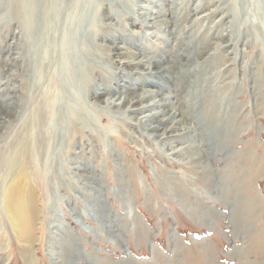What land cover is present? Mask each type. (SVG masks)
Segmentation results:
<instances>
[{
    "label": "rangeland",
    "instance_id": "1",
    "mask_svg": "<svg viewBox=\"0 0 264 264\" xmlns=\"http://www.w3.org/2000/svg\"><path fill=\"white\" fill-rule=\"evenodd\" d=\"M12 1L0 3V19L22 15L8 8ZM72 1L60 0L63 9L56 2L59 16L48 10L41 34L28 31L27 14L23 48L8 50L15 40L9 32L0 43V264H60L64 256L61 264H201L200 257L203 264H264V1L122 0L99 7L93 0L83 11L85 24L73 29L85 59L78 46L63 53V45H71L61 38ZM151 10L164 13L150 22ZM130 15L139 21L126 19ZM115 45L126 49L124 56L109 52ZM146 60L149 70L161 72L162 78L151 77L159 83L142 84L146 70L136 62ZM91 64L109 74L97 99L82 81L102 73ZM145 89L154 97L142 104L169 103L149 125L164 119L170 128L175 116L179 131L168 135L177 142L136 122L149 112L131 113L127 99ZM15 99V106L6 104ZM197 121H221L229 143L225 152L189 163L191 155L174 152L194 144L182 134L192 137ZM23 160L28 178L22 187L37 216L30 245L15 235L5 208ZM229 169L239 175L240 205L254 211L247 231L237 221L240 206L221 200Z\"/></svg>",
    "mask_w": 264,
    "mask_h": 264
},
{
    "label": "bare ground",
    "instance_id": "2",
    "mask_svg": "<svg viewBox=\"0 0 264 264\" xmlns=\"http://www.w3.org/2000/svg\"><path fill=\"white\" fill-rule=\"evenodd\" d=\"M59 1L60 0H13L11 6L8 7V8L15 10L17 13L20 12V13H22V15L12 16V15L9 14L7 16V15H5V14L2 13L1 19H0V33H1L0 34V43H3L5 41L4 44H6V41H7L6 39L8 38L7 35L10 33L11 34V37L13 36L15 38V40H14V43H12V44H9L8 43V50L15 49V48H17V46L23 48L26 45V43L28 42V39H27V33H28V31L30 33L34 32V35H35L36 31L39 29V33L40 34L42 33L44 26L47 25V23H48L47 22L48 18L45 17V14L47 15L48 10H51L52 15L54 14V16H59L60 12L65 7L64 3L63 2H59ZM108 1H107V3H108L107 4V3H104L103 0H100L99 7H102L104 4L105 5H109L110 4L109 5L110 7H112V6L113 7H117V6H119L118 4H120V2L122 0H108ZM246 1H248V0H246ZM262 1H264V0H262ZM6 2H7V0H0V3L1 4L2 3L6 4ZM56 2H59L60 3L59 7L60 6H63L62 9H61V11L59 13H58V6H56L57 5ZM72 2H73V4H71V5H73L72 12L70 13V15L67 18V25L68 26L66 28V32H64V35L61 38V40H62L61 42H62V44H66V42L69 41V43L71 44V45H68V46H66L67 44L66 45H63V53H65L68 49L69 50L72 49V48L75 49L78 46L77 47L78 48L77 53H78V56H80L81 59H82V58H84V55H83V47H82L81 41L80 42L78 41L77 44L75 43V38L77 36H79L80 33L76 32L73 29L75 28L76 25H79L82 28V26L85 24V22L87 21L85 12H86L87 8L91 4H93V0H83V1L75 0V1H72ZM79 2H81V3H79ZM4 4H2V5H4ZM109 6L107 7L108 9H109ZM144 8H146V7H144ZM122 9L126 10L125 7H123ZM83 11H85V12H83ZM152 11L153 10H151L149 12V15L146 17L149 20H150V18L153 19L150 22H153L155 17H157V16L160 17V15H162L164 13V11H161V10H154L153 12H154V15L155 16L154 17H151ZM115 12H117V11H115ZM139 13H140V11H139ZM27 14L29 16L30 21L32 20V25H31V22L28 24V27H27L28 28V31H27V29L24 26L25 25V22H26V19H27V16H26ZM142 14H144V13H142ZM227 14L228 13H226L224 16H227ZM171 15L174 16L173 12H171ZM108 16H111V14L110 15L108 14ZM180 16L181 15H179V17ZM143 18H145V16ZM107 19H109V18H107ZM126 19L134 20L133 21L134 23H136V21H139L138 20L139 18L136 19L132 15H130L129 17L126 16ZM140 19H142V18H140ZM45 20H46V22H45ZM76 20H79V22L77 23ZM166 21L168 23V20H166ZM49 23L51 24V22H49ZM147 23H149V22H147ZM234 24H236L235 21H234ZM17 26H18L19 29L18 30H15L17 28ZM252 26H255V25H252ZM5 32L6 33L9 32V33L6 34ZM229 45H231V43H228L226 46H229ZM107 48H108V45H107ZM121 48H122L121 46L115 45V46H113V47H111L109 49V52H111L114 56L115 55L121 56L124 53H126V49L124 51H121L120 50ZM92 56L93 55H91V57ZM212 57H210V58H212ZM66 59H67V57H66ZM66 59L64 60V62L66 61ZM121 59L122 58H119V60H117V62L118 63L120 62V63H122L124 65L133 64L132 62H134L132 60H121ZM150 60H146L145 63H141V61H137L136 62V65L139 66V67H142L141 69L143 71L146 70L144 72V73H146V74H144L145 80L142 81V84H145V85H148V86H150V84L152 82L154 84L155 83H159L158 81L156 82L155 79L153 80L152 79L153 77L154 78H157V79L162 78L161 72L159 74H157L158 71H154L153 72V70H151V69L149 70V63L151 62ZM101 61H102V59H101ZM108 61H109V58H108ZM112 62H113V60H112ZM115 64H116V62H115ZM146 64H148V66L145 67ZM154 65H157L155 60H154ZM91 66H92V64H91ZM111 67H112V65H111ZM196 68H197V66H196ZM90 69L98 70L99 68L92 66ZM99 70H101V72H102V73H100V76L97 75L94 78V77H92V76L89 75V76H87V78L85 76L82 79L83 84H84V87H86V89L90 90L91 93H93L92 94V97H93L92 99H97L99 96H102L107 91L106 88L104 87L106 85H101L100 84V81L104 80L107 76H109V74L105 70H103V69H99ZM173 70H174V68H173ZM193 72H194V70H193ZM211 78H214V74L211 75ZM209 83H208V85H209ZM117 88H119L118 89L119 92H122V89H120V86L116 87L115 89H117ZM210 88H211V86H210ZM152 92H153V90H146L145 89V90H142V93H139V94L131 97V99L130 98L127 99L128 103L131 104V102H133V104H131L133 107L130 106L129 109H130V112L131 113L132 112H137L139 114L148 111L149 112L148 114L141 115L140 117H136L135 116L136 122L138 123V125L140 124L142 126L150 127V129L152 131H157L158 132L159 130H162V133L160 134L161 136H159L157 134V137H164L166 135L163 138L164 140H166V139H169L170 138L169 136H171V135H168V134L173 133L174 131L177 130V127H178V124H179V121L180 120H175V116H172L170 118V121H172V126L170 128L167 127V126H165V123L166 122H165L164 119L154 120L155 121V124L154 125H151V124L149 125L148 121L149 120L156 119V116L158 114H162L165 111V109H166L165 107L169 105V103H167V101L164 102V103H159L157 100L154 101L155 98H154L153 102H151V103H146L145 102V104H142V102H144V100H146L148 98L154 97V95H153ZM73 96H74V98L78 97V95L76 93H73ZM218 96H219V94L217 92V94L214 97L213 96L211 97L212 103L211 102H208V103H211L210 105L212 106V109L214 107L216 108L217 102H215V101L216 100L218 101V98H219ZM77 101H78V99H77ZM9 102L6 103V104L9 105L10 107H13V106H15V103L17 102V100L15 99V100H13V102H11V103H9ZM111 103L115 104L112 101H108V102H104L103 101L102 104H104V105H106V104L107 105H110ZM137 104H139V105H137ZM160 105H161V107L164 106L163 109L161 108L162 110H159L158 109V107ZM14 109H16V108H14ZM224 110H228L227 107L224 108ZM229 110H230V108H229ZM14 111H12L13 113H10V114L13 115L14 114ZM9 112H10V110H9ZM0 114L1 115L4 114L3 111H0ZM207 114L208 115H212V114H214V112H212V113L209 112ZM228 114H229V111H228ZM1 115H0V118H1ZM183 116H184V114H183ZM220 118H222V117L220 116ZM225 120H226V117H225ZM200 121H201V119H200ZM200 121L199 122L197 121L193 125V128L191 129V131H189V133H191V135L194 133L192 135V137L188 134V131L187 132H184L182 134V136L185 135V136L190 137V138H188L189 140L190 139H191V141L194 140L193 141L194 144H190V145H188L186 147H183V148H181L179 150H176L174 152L176 156H186L187 155V157H188L189 155H191V156H189V158H190V160L188 161L189 163H194L196 160H199V159L203 158V156H204V158H207V154L208 153L211 155V156H209V155L208 156L212 158V155H214V154H217V153L223 152V151L225 152L227 150L226 148H227V145L229 143V140L226 139L228 137V135H229V130L227 129L229 127L223 126V124L221 123V121H219L220 122L219 124L218 123L217 124L216 123H214V124L212 123V125L211 124L206 125V124L200 123ZM177 131H179V130H177ZM203 134H205L207 136H206V138H203L202 139V135ZM173 135H175V134H173ZM174 138H176V139H174ZM170 139L172 141L175 140V142H177V137H174L173 136ZM182 139H183V137H182ZM22 156H25V155L23 154ZM187 157H185V158H187ZM205 161H206V164H207L208 159H205ZM25 164L26 163H24V160H23L22 162H20V165L17 166V167H20V168L15 172L16 177H15L14 185L12 186L11 190L7 191L6 194H5V203H6L5 204V208H6V211H7L8 215H9V219L11 220V222L13 224V228H14V231H15V235L18 237V239L21 242L30 245L34 241V234H35L34 224L35 223L33 222V220L37 216H36V212H35V208L36 207H34L35 204H34L33 197L32 196H29L28 195V192L25 191V190H23V187H22V184L25 183L24 182L25 179L28 178V172H27V170L25 168ZM229 170H228V172L226 174L227 178L224 177L221 180V181H223V183L221 182L222 183V188H220V189H222V190L225 189L223 191L222 196H221V200H223V203L224 204H229L230 203V205H231V202L234 200V206L236 204L240 206L239 208L237 207L238 210H236L238 212V216H237L238 217V220L237 221L239 223V226L241 228H244L247 231V229H249L248 228L249 227L248 221H249L250 218H253L254 214H252V212L254 213V211L252 209H250L249 207H245L244 205H240L242 195L240 193V190L238 189V186L240 184L239 175H238V173L236 171L234 172L232 169L230 171ZM214 173L212 174L213 176L215 175ZM223 176H225V175H223ZM224 179L225 180L227 179V181L224 182ZM208 181L209 182H212V181H214V178L211 176V178ZM187 192L188 191H185L183 194H186ZM179 193H182V192L179 191ZM183 194H181V195H183ZM26 197L28 198L27 199L28 202H27V204L24 205L22 203L26 201V199L24 201V198H26ZM186 197L187 196H184L183 195L182 199H184L187 202L188 199ZM217 200H219V199H217ZM221 200H220V202H221ZM189 210H188V212H189ZM233 211H235V210L233 209ZM189 213H190V215H192V217L198 218V219H200L202 217L201 215L204 216V214L198 212V210H195V211L194 210L193 211L191 210ZM209 214H211V216H214V214H216V212L211 211V213L209 212ZM25 244H24V246H25ZM26 249L27 248L25 247L23 250L26 251ZM68 253H69V251L66 253L67 256L69 255ZM63 254L65 255V253H63ZM63 259H67L66 256H64L62 258L61 263L63 262ZM199 262L201 264H203V258L202 257H200ZM64 263H66V262H64ZM69 263H70V261H69ZM71 264H72V262H71ZM206 264H210V262L208 261Z\"/></svg>",
    "mask_w": 264,
    "mask_h": 264
}]
</instances>
